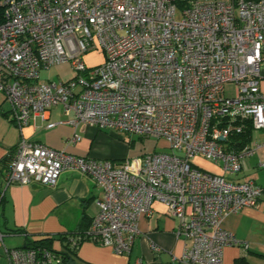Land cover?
Masks as SVG:
<instances>
[{
  "label": "built area",
  "instance_id": "1",
  "mask_svg": "<svg viewBox=\"0 0 264 264\" xmlns=\"http://www.w3.org/2000/svg\"><path fill=\"white\" fill-rule=\"evenodd\" d=\"M0 92L21 130L35 115L61 105L101 130L164 139L169 152L149 151L121 162L78 156L21 137L0 189L38 182L55 186L79 171L101 186L87 241L131 252L140 219L162 202L178 218V237L192 240L176 264H223L226 246L248 244L224 227L226 218L256 207L263 189L193 165L204 157L224 173L264 143L237 150L235 136L264 129V0H2ZM104 60L90 66L94 50ZM70 65L68 81L41 72ZM236 83L227 98L225 84ZM58 123L51 122L48 128ZM81 136L74 135L72 142ZM264 166V162L262 163ZM4 232L0 241L4 246ZM152 249L161 248L153 244ZM9 264H59L45 246L7 248Z\"/></svg>",
  "mask_w": 264,
  "mask_h": 264
},
{
  "label": "crops",
  "instance_id": "2",
  "mask_svg": "<svg viewBox=\"0 0 264 264\" xmlns=\"http://www.w3.org/2000/svg\"><path fill=\"white\" fill-rule=\"evenodd\" d=\"M87 58L86 56V61ZM2 102L0 101L3 109L0 111V189L7 171L1 161L23 136L73 155L116 162L144 153H141L142 149L132 146L127 141V134L120 131L101 130L83 123H60L75 119V114H66L61 105L51 108L44 118L40 115L33 116L21 130L12 118L10 107L5 109ZM51 122L58 124L48 128L47 125ZM74 135L81 136V139L72 142ZM258 143H264V129L252 133L249 144L253 146ZM263 162L264 145L243 158L242 169L235 174L224 173L220 165L212 161L205 163L209 170L224 175L230 181L253 182L263 189L258 206L244 207L226 218L224 227L234 232L248 247L226 246L223 264H264ZM102 196L103 190L93 177L74 170L62 172L57 184L52 187L38 182L9 186L4 200L0 202V230L5 235L4 246L23 248L28 237L32 240L51 238L53 249L63 250L59 235L79 232L85 228L98 213L96 200ZM179 225V219L169 214L164 203L154 202L152 215L143 216L139 221L141 233L135 238L130 253L117 254L111 248L84 241L78 247V261L81 264H176L173 258L182 256L186 246L192 245V240L178 237ZM17 229L23 231L16 233ZM153 244L158 245L161 250L153 251ZM4 246L0 241V264L2 259L4 264H9Z\"/></svg>",
  "mask_w": 264,
  "mask_h": 264
},
{
  "label": "trees",
  "instance_id": "3",
  "mask_svg": "<svg viewBox=\"0 0 264 264\" xmlns=\"http://www.w3.org/2000/svg\"><path fill=\"white\" fill-rule=\"evenodd\" d=\"M0 0V23L3 21V12H4V7L1 4ZM192 0H175V3L177 5L178 8L180 9H184L187 6L190 5V2ZM250 1H259V0H250ZM0 111H3L2 107L0 106ZM2 114H5L4 112H2ZM252 133L253 130L252 128H249L246 132V134H241L238 136H235V138L233 139L232 143L235 144V147L237 150H239L240 148H242L244 145H247L250 143L251 138H252ZM132 146L134 145L135 141L132 140H127ZM16 146L12 149H10V151L8 152V154L3 158V160L1 161V165L5 168H8L9 163L13 157L14 154V150H15ZM4 200V197L1 201ZM91 222L86 224V227L83 228L81 231L79 232H69V233H65V234H60L59 235V239L62 241L63 243V250L61 251H57L53 249V241L51 238H39L36 240H32L28 237L27 242L25 244L24 247H39V246H45L47 248H49L50 250H52L56 256V258L59 260V264H81L78 261V247L84 242L87 241L88 237H87V232L90 228ZM23 230L21 229H17L15 230L16 233L18 232H22Z\"/></svg>",
  "mask_w": 264,
  "mask_h": 264
},
{
  "label": "rangeland",
  "instance_id": "4",
  "mask_svg": "<svg viewBox=\"0 0 264 264\" xmlns=\"http://www.w3.org/2000/svg\"><path fill=\"white\" fill-rule=\"evenodd\" d=\"M177 18H182L181 10L178 8ZM87 63L90 66H96L99 63H101L104 60V53L101 50H94L92 52L88 53L87 56ZM76 76V72L72 70L70 65H61V66H54L50 68L49 70H43L41 72V81L45 80H71ZM225 94L227 98H233L236 94V83L235 82H228L225 84ZM5 99V95L0 92V101L3 104V107L5 109H8L10 106L8 102ZM126 134V133H124ZM129 140L135 141L134 145L136 149H142V152H149V151H163V152H169L168 143L164 139L154 138V137H139L137 135H126ZM193 161V165L201 168V169H207L209 170V167L207 162L211 161L204 157H197ZM213 162V161H212ZM211 171V170H209ZM214 173H217L215 171H212ZM5 258V257H4ZM2 264H4V259L1 260Z\"/></svg>",
  "mask_w": 264,
  "mask_h": 264
}]
</instances>
